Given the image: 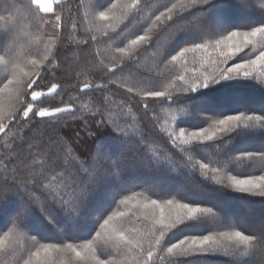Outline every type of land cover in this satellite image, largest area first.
I'll return each mask as SVG.
<instances>
[{"label":"snow or ice","instance_id":"1","mask_svg":"<svg viewBox=\"0 0 264 264\" xmlns=\"http://www.w3.org/2000/svg\"><path fill=\"white\" fill-rule=\"evenodd\" d=\"M63 4L64 0H29L26 11L39 18L35 24L38 30L51 24L66 51L87 52L94 60L99 49H89L105 44L112 48L114 59L104 66L107 83L80 82L82 73L70 65L54 63L50 53L30 55L22 67L12 54L15 31L8 28L0 33V67L5 73L0 78V93H8L15 107L8 116H0V134L7 138L0 155V220L6 221L0 229L4 233L0 255L12 249L19 229L35 233L33 240H45L47 225H53L63 228V239L37 241L39 247L27 259L21 256L22 264H33L32 257L52 252L64 253L65 264H121L109 258L111 252L106 250L110 249L132 254L135 264H199L215 256L230 257L231 264H251L245 257L259 253L264 258V214L258 230L248 231L232 219L226 202L191 200L183 191L169 193L163 179L145 187L156 198L131 189L119 194L110 191L122 186L126 171L136 166L148 172L163 170L165 176L178 172L186 181L194 180L199 190L210 186L224 198L233 194L264 198V99L258 105L253 100L256 91L264 95V8L255 23L234 26L235 14L256 15L249 0H167L155 9L144 0H131L123 5L127 11L120 15L116 13L121 7L118 0H96L90 19L88 13L79 22L74 19L72 13L79 14V4L69 10L70 26L65 29ZM6 11L8 15L0 16V21L16 18L11 10ZM84 19L95 25L99 35L82 36L78 25ZM133 22L138 27L130 30ZM149 23L164 31L175 26L174 43L156 67L172 64L183 71L167 84L160 83V74L152 70L141 73L136 83L125 86L128 98L116 105L117 119L102 106L88 113L96 134L105 128L111 144H105L101 136L97 145L93 136V148L79 153L62 143L61 136L43 139L37 125L45 118H50L49 126L57 128L70 127L67 121L61 122L65 113L74 120L86 119L77 113L87 105L79 106L78 96L72 97V103H64L62 93L105 91L116 83L112 77L118 72L140 64L141 54L155 44ZM120 24L124 26L117 29ZM242 27L248 30H240ZM65 30L69 33L66 40ZM58 74L62 80L50 79ZM138 85H143V90ZM216 86L222 94H205L204 90L211 92ZM56 97L58 104L41 106L45 98ZM130 104L140 105L143 115L134 113ZM157 108L173 113L171 123L159 122ZM17 123L22 127L13 131ZM32 132L39 143L27 139ZM243 139H258L259 144L241 150L237 145ZM109 196L108 207L78 222L86 205L91 201L99 205ZM132 217L140 224L149 221L150 227H128Z\"/></svg>","mask_w":264,"mask_h":264},{"label":"trees","instance_id":"2","mask_svg":"<svg viewBox=\"0 0 264 264\" xmlns=\"http://www.w3.org/2000/svg\"><path fill=\"white\" fill-rule=\"evenodd\" d=\"M29 0H0V16H7L9 9L15 15V19L8 21H0V33H3L8 28H12L16 33V42L12 46L13 47V56L18 59V62L23 67L25 61L29 58L30 55H39L43 56L45 54H49V59H54V63H61L62 66L70 65L71 68L76 71L82 73L80 76V82H91L93 84L97 83H107L106 80L103 79L105 74L104 66L106 64H110L113 61V51L109 45L100 44L99 46L93 45L89 51L95 52L97 47L99 49L100 55H98L94 60L85 52L83 55L78 52L66 51V45L63 40H59L56 38L55 33H49L47 31V25L42 29L38 30L35 27L36 22L38 21V17H33L26 11V5ZM96 0H64V10H65V29H67L70 25L68 24L67 14L71 9H75L77 4L80 5V12L77 15L75 12L72 13L74 19L76 21H81V18L84 17L85 13L89 14V19L92 13L91 5H93ZM111 2H117V0H111ZM167 0H144V3H148L151 5L152 9L159 7L161 4L166 3ZM118 3L121 7L116 9V13L118 15L127 11V9L123 8V5L130 4L131 0H118ZM250 10L255 9L256 15H242L235 14L232 20L233 25L238 24H249L255 23L259 19V11L264 8V0H249ZM15 5V8L12 6ZM55 7V6H54ZM16 9H19V12H16ZM161 10H163L161 8ZM129 16L134 15L133 12L128 13ZM149 14V10L145 11V15ZM47 19V16L45 17ZM89 19H84L81 23H79V32L83 37H87L90 34L99 35L96 32L95 25L89 22ZM154 19V17H153ZM127 23V21H125ZM143 23V20H141ZM124 25H116L117 29L122 28ZM138 25L133 22L129 25L130 30H135ZM147 27L152 28V32L154 35L155 44L149 49L148 52H143L140 58L139 65H132L129 68H125L123 72H118L115 77L112 79L116 80V83L109 84V87L105 91L101 90H89L87 93H80L75 90H69L67 94H63L64 103H72V97H79V106L87 105V108L82 112L77 113V116L83 114L86 116L85 120L73 119L72 115L69 113H65L61 115V122L67 121L70 127L67 128H57L51 127L47 123V120L50 118H45L44 122H41L37 125V129L39 133L44 134L43 139L47 140L48 138H55L57 136L63 137L62 143L69 144L75 151L79 153H85L91 150L94 146L93 136H96L95 144H100L102 141L100 137H104L105 144H111V137L108 136V130L105 128L99 129V135L96 134L94 119L88 117V113L93 110L97 106H102V109H106L107 112H110L113 119H117L119 117V110L116 105L121 103L122 101L128 98V94L125 91V86H130L140 78V74L152 70L153 73H159V82L163 84H167L171 78L183 71L178 65L169 64L167 67L164 65H159L157 68L156 65L162 54L166 53L169 48L174 43L172 34L175 32V26L169 28L167 31L161 30L159 27L152 25L149 23ZM147 27L145 30H147ZM242 31L248 30L247 28H240ZM111 31V29H108ZM63 37L66 40L69 37V33L67 30L63 32ZM81 38V37H77ZM184 42V36L182 35L178 43ZM246 52L250 53V49H246ZM244 53H239L238 56H243ZM189 67H193L192 57L189 56ZM118 63V61H116ZM195 66L198 67V64ZM211 71V69H209ZM5 75L4 70L0 67V78ZM53 81L56 79H63L61 75H57L56 77H51ZM46 83V82H44ZM257 83L258 82H253ZM138 87L143 90V85H138ZM206 95H220L223 90L220 86H216L214 90L211 92L209 90H204ZM139 99V98H137ZM264 99V95L261 94L260 91H256L253 93L254 103L258 105L259 101ZM110 101V103L108 102ZM59 103V97H56L55 100L52 98H45L41 106H50L53 104ZM62 106V105H61ZM249 107H253V104H249ZM132 111L136 114L143 115L142 107L138 104H130ZM202 107H208L204 105ZM11 111H15V107H13V100L9 98L8 93H0V116H8ZM156 112L158 114V119L161 124L168 122L171 123V117L173 113L168 112L166 109L157 108ZM107 114V113H106ZM40 118H37L39 120ZM145 122L148 124L149 128L152 127V123L145 117ZM22 125L19 123L13 128V131H17ZM78 133V135H77ZM92 133V135H89ZM36 135V132L28 133L27 139L34 142L39 143L38 141L33 140V136ZM7 139L0 134V155L3 154L2 145L4 140ZM245 141L244 145L240 143ZM258 139H243L241 140L237 147L241 150H250L258 146ZM43 147V145H41ZM21 149L17 148V151ZM62 156L63 153H60ZM59 161H57V164ZM55 167V165H53ZM0 173H3V163H0ZM169 176H165L163 170L160 172H148L146 170L139 169L136 166H130L126 171L123 185L119 187H114L110 189L115 194H119L122 191H126L128 189L134 191H143L144 195L152 196V193L147 191L145 187H148L157 179H163L167 186L170 188H165L169 193H175L177 191H183V194L186 198L197 201H205L208 203H221L222 201L226 202L228 211L232 217V219L238 224L248 231H255L258 228L251 226L249 216H257L260 223L261 214H264V198L261 197H245L241 198L239 194H233L232 196H228L226 198L222 197L219 192L214 190L210 186H205L204 190H199L196 188L195 181L192 182L186 181L182 175L178 172H170ZM166 185H164L165 187ZM173 186H175L173 188ZM193 191L200 192L199 195H193ZM130 194V192H129ZM152 198H156L152 196ZM168 198V197H161ZM112 196L105 198V200L97 205L95 201H91L88 205L85 206L81 217L78 222H83L84 220L91 219L95 212L101 208H106L109 206ZM122 207V206H121ZM133 211H138L137 209H133ZM251 212V213H250ZM247 219V220H246ZM6 221L0 220V229H3ZM47 224V222H45ZM135 225L136 227H142L145 230L150 227L149 221H144L142 224L136 222V218L132 217L131 222L127 224L128 227H132ZM11 226L9 225V228ZM7 230V229H6ZM4 233L0 231V236ZM35 233L27 230V229H19L15 235V238L12 243V249L7 252L5 255H0V264H22L21 256L24 259H27L31 252H34L37 247H39V243L44 242H59L64 237V231L62 227H55L53 225H47L45 229V240H40L37 237V240H33L32 236ZM39 241V243L37 242ZM67 242V241H65ZM147 246V245H145ZM111 252V256L109 258H115L121 262V264H135V260L132 254H117L115 249L106 250ZM230 257L224 256H215L208 257L202 259L199 264H231L229 261ZM245 259H250L251 264H264V258L261 257L259 253L253 257H245ZM67 260V256L62 252H52L47 256L44 253H41L40 257H32L33 264H65Z\"/></svg>","mask_w":264,"mask_h":264},{"label":"rangeland","instance_id":"3","mask_svg":"<svg viewBox=\"0 0 264 264\" xmlns=\"http://www.w3.org/2000/svg\"><path fill=\"white\" fill-rule=\"evenodd\" d=\"M49 17H47V19H48ZM47 31L49 32V33H55L56 32V30L52 27V25L51 24H48L47 25ZM256 143H259V141L258 142H256ZM241 145H244V144H247V143H245V141H242L241 143H240ZM164 185H166L165 186V188H170V186H167V184H164ZM175 186H173V188H174ZM192 194L195 196H197V195H199L200 194V192H198V191H193L192 192ZM251 213V212H250ZM247 218H250V224H251V226H253V227H256V228H259V220H258V215L257 216H249V217H247ZM247 220V219H246Z\"/></svg>","mask_w":264,"mask_h":264}]
</instances>
